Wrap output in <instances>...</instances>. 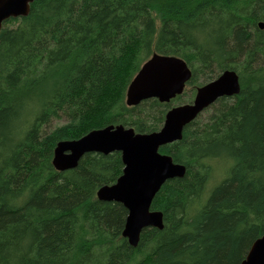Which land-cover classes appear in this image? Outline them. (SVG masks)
I'll return each mask as SVG.
<instances>
[{"label": "trees", "instance_id": "trees-1", "mask_svg": "<svg viewBox=\"0 0 264 264\" xmlns=\"http://www.w3.org/2000/svg\"><path fill=\"white\" fill-rule=\"evenodd\" d=\"M264 0H33L0 30V264H241L264 234ZM192 69L189 91L128 106L154 53ZM226 69L241 91L219 98L160 148L186 166L152 209L164 228L123 236L128 210L103 201L121 153H86L57 170L54 149L93 129L159 130L167 111ZM202 80V81H201ZM224 178L207 192L214 162Z\"/></svg>", "mask_w": 264, "mask_h": 264}, {"label": "water", "instance_id": "water-1", "mask_svg": "<svg viewBox=\"0 0 264 264\" xmlns=\"http://www.w3.org/2000/svg\"><path fill=\"white\" fill-rule=\"evenodd\" d=\"M33 0H0V30L5 21L26 16ZM260 27L264 23L260 22ZM193 72L182 57L154 52L141 66L126 93V104L136 106L157 98L170 102L185 92ZM241 91L236 70L226 69L216 78L197 87L191 102L172 106L159 130L139 132L123 124L93 129L78 139L61 140L54 149L52 163L57 170L75 168L90 152H120L123 172L116 182L105 184L97 191L103 201H115L128 210L123 236L136 247L147 227L164 228V215L151 208L153 199L169 179L183 177L186 166L175 162L160 148L182 139L187 125L197 119L219 98L234 96ZM241 264H264V234L251 244Z\"/></svg>", "mask_w": 264, "mask_h": 264}, {"label": "rangeland", "instance_id": "rangeland-1", "mask_svg": "<svg viewBox=\"0 0 264 264\" xmlns=\"http://www.w3.org/2000/svg\"><path fill=\"white\" fill-rule=\"evenodd\" d=\"M188 88L189 86L186 87L187 91H189ZM204 113L205 112H203V115ZM226 168H228L227 164L223 163L221 160H216L214 162L213 170L206 189L207 192H209L215 185H217L224 178L225 172L227 170Z\"/></svg>", "mask_w": 264, "mask_h": 264}, {"label": "flooded vegetation", "instance_id": "flooded-vegetation-1", "mask_svg": "<svg viewBox=\"0 0 264 264\" xmlns=\"http://www.w3.org/2000/svg\"><path fill=\"white\" fill-rule=\"evenodd\" d=\"M186 87H187V86H186ZM185 90H186V89H185ZM196 90H197V89H196ZM195 94H196V93H195ZM194 96H195V95H194ZM174 99H175V98H174ZM193 99H194V97H193ZM172 100H173V99H172ZM172 100H171V101H172ZM171 101H170V102H171ZM176 105H177V104H176ZM151 208H152V206H151Z\"/></svg>", "mask_w": 264, "mask_h": 264}]
</instances>
